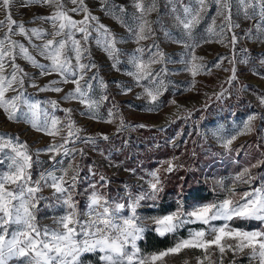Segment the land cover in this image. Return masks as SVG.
Instances as JSON below:
<instances>
[{"label":"rangeland","instance_id":"1","mask_svg":"<svg viewBox=\"0 0 264 264\" xmlns=\"http://www.w3.org/2000/svg\"><path fill=\"white\" fill-rule=\"evenodd\" d=\"M135 2L136 0H83L89 12L98 17L99 23L105 25L118 41V52L110 54L103 46V33L95 30L96 22L89 21L92 25L89 29L91 35L86 43L83 41V34L74 31V39L80 40L82 47L87 50L81 63L88 64L91 61L94 64V67L85 72L74 68L77 77L83 76L80 84L88 94V101L97 102L96 108L91 112L87 103H81L79 99H64L76 88L71 82V73L67 74V83L63 82L59 73L42 75L40 68L18 54V47L13 49L16 54L15 63L23 69L18 74L23 77V85L13 84L14 90L6 92V98L21 96V101L17 103L24 112L28 111V107L22 103L23 100L30 103L39 101L41 108L48 113L49 123L51 117L59 121V135L52 136L45 131H38L24 120H10L3 108H0V135L4 136L5 141L11 137L14 144L27 145L29 155L37 161L30 170L33 181L38 180L42 173L55 172L60 176L66 171L65 180L69 181V189L73 202L77 201V207L80 202L78 187L87 184V207L83 208L85 214L88 213L93 191L109 203H121L126 208L132 181L143 180L149 187V182H154L150 174L156 172L162 191L155 200H150L162 203L155 210L137 213L144 218L142 223L149 225L143 238L136 242L140 254L147 256L173 247L179 240L187 239L190 232L208 231V225L197 221L185 223L176 232L160 236L149 218L168 215L181 208L184 212H191L196 206L219 203L228 197L239 200L243 193L264 186V103H261L264 99V16L261 15L262 5L257 0H249L250 6L247 9L239 6L236 0H231L232 7L224 15L217 14L215 3H208L206 11L201 13L199 23L187 34L177 17L185 19V7L199 9L200 5L196 0H141L145 9L154 3L155 10L146 12L143 16L154 34L137 43L134 33L139 29L141 13L136 9ZM58 5H62L61 10L74 20L84 18L83 11H71L78 6L72 0H56L51 4L42 3L41 0H11L7 10L0 4V21H4L3 26H0V39L8 34L12 40L23 44L40 64L49 65L50 60L41 56L38 48L33 45L42 46L53 38V21L43 18L52 16ZM228 11L231 12L233 24L239 25L231 31L225 20ZM8 14L17 24L22 22L26 30H42V36L37 38L29 31V43L25 35L19 34L16 25L12 26V32L9 33L6 19ZM210 29H214L215 34ZM233 34L237 36L235 46L231 42ZM61 38L64 37H56L57 40ZM98 40L101 43H97ZM221 40L223 42H218ZM153 44L165 54L166 59L151 63V77L137 82L136 77L129 75L136 71L130 59L134 53L140 55L135 50L142 47L144 52L141 58L149 61L157 52V48L150 47ZM192 45H199L194 52ZM5 47H10L7 41ZM193 54L202 58L194 63L204 65L195 76L186 70L193 63ZM69 57L75 65L74 53L69 52ZM233 60L236 79L229 83ZM5 61V75L10 78L12 60L5 57ZM217 64L220 66L217 67ZM52 81L58 82L55 86L61 89L60 92L40 91V88ZM161 81V94L157 102H152L145 89L155 91ZM53 100L57 102L56 107L50 103ZM65 109L71 111L65 112ZM249 116L256 117L252 122L253 130L244 132V124ZM43 118L42 113L41 119ZM69 120L74 122L75 128L81 129L78 133L80 139L74 136L69 143L64 144L63 138L69 132ZM109 120L112 122H107ZM105 135L108 139L103 138ZM87 137L94 138L95 142H84ZM232 137L235 139L231 145L225 147V141ZM51 144L64 145L69 150L76 151H69L68 155H64L62 150L49 153L46 149ZM9 155H14L11 148H5L0 153V159L4 161L0 163V173L9 170ZM51 156H55L56 160L50 159ZM168 161L175 165L171 172L166 171ZM245 169L248 172L243 181L251 178V183L236 179ZM79 170L85 173L86 183H78ZM175 171L183 175L174 186L175 190L165 195L166 179ZM73 176L76 178L74 186L71 184ZM190 182L192 187L206 193L208 198L187 199ZM7 187L12 188L11 185ZM229 189H234V194ZM53 192V188L44 186L36 194L43 199L33 201L36 204V208L32 209L34 223L41 231L58 218L53 219L52 216H59L62 212L61 206L55 205V202L60 203L62 197L59 194L53 196ZM124 209L120 212L121 216L131 214H126ZM224 223L223 220L211 222L216 227ZM228 224L230 228L244 231H264V222L254 219H233ZM20 230V226L12 224L7 233L0 228V234L5 235L8 240L13 232ZM147 234L169 237L173 241L166 248L147 252L140 246ZM213 236L214 234H209L205 238L212 239ZM228 243L234 245L235 241L229 240ZM127 250L131 252V246ZM250 253L251 249L245 248L239 253L226 250L221 256L218 249L213 247L208 252L209 259L204 260L203 264H244L248 261L259 264V257L253 260ZM101 255L99 250L84 253L80 257V264H103ZM204 255L205 252L198 248L184 249L178 254L165 257L164 264H197V258H203ZM8 264H28V258L13 257Z\"/></svg>","mask_w":264,"mask_h":264},{"label":"snow or ice","instance_id":"2","mask_svg":"<svg viewBox=\"0 0 264 264\" xmlns=\"http://www.w3.org/2000/svg\"><path fill=\"white\" fill-rule=\"evenodd\" d=\"M10 2L11 0H0V4H2L5 10L9 8ZM41 2L51 4L55 3L56 0H41ZM72 2L78 6L71 9V11H83L84 18L80 21L74 20L67 12L61 10L62 5H58L57 10L52 16L43 18L53 21V38L47 40L42 46L33 45L34 48H38L41 56L50 60L51 63L49 65L40 64L23 44L12 40L8 34H5L4 39H0V108H3L8 113L10 120H24L38 131H45L48 135L52 136L59 135V129L57 128L59 121L55 117H51V123H49L48 113L41 108L39 101L30 103L27 100H23L22 103L28 107V111L24 112L19 109L17 103V101H21V96H13L11 99L6 98V92L14 90L12 89L13 84L23 85V77L18 75L23 72V69L15 63L16 54H14L13 49L18 47V54H22L33 66L40 68L42 75L59 73L63 78V82L67 83V74L71 73L73 76L71 82L76 85V88L65 96L64 99H79L81 103H87L89 112L96 108L97 102L88 101V94L82 90L80 84L83 76L77 77L74 68L85 72L94 67V64L91 61L88 64L81 63L82 56L87 50L82 47L80 40L74 39V31L82 33L83 41L86 43L91 35L89 29L92 25L89 21H94L96 22L95 30L98 33H103V46L105 50L110 54L118 52L116 48L118 41L115 36L105 25L99 23L98 17L89 12L83 0H72ZM257 2L261 3V15L264 16V0H257ZM196 3L200 5L199 9L193 10L185 7V19L177 17V21L182 25L187 34H190L193 27L199 23L201 13L206 11L208 3H215L217 5L218 15H224L225 11L230 10L232 7L231 0H196ZM236 3L245 9L250 6L249 0H236ZM135 7L141 13L139 29L134 33L135 40L139 43L154 34L149 22L143 20V16L146 12L155 10V6L153 3L151 7L145 9L141 0H136ZM121 11H123V6H121ZM245 16L247 17V11H245ZM6 19L8 21L9 33L12 32V26L16 25L19 29V34L25 35L29 39V43H31V38L28 37L29 31L37 38H40L43 34L42 30L36 28L26 30L23 23L17 24L10 14L6 16ZM225 20L227 21L229 31L239 27L238 24H233L230 11L225 16ZM3 24L4 21H0V26H3ZM129 31H132V29H129ZM210 31L215 34L214 29H210ZM56 37L64 38L57 40ZM5 41L8 42L10 47H5ZM175 42L181 43L182 41ZM231 42L233 46L237 43V36L235 34H233ZM97 43H101V41L98 40ZM198 46H191L193 52L195 47ZM150 47L157 48V52L153 54L149 61H144L141 58L144 52V48L142 47H138L135 50L140 55L134 53L130 59V63L136 71L129 73V75L136 77L137 82L142 78L151 77V63L163 62L166 59L165 54L159 50L157 45L153 44ZM69 52L74 53L75 65H73L69 57ZM5 57H9L12 60L10 78L5 75ZM191 59L193 63L186 70L191 71L192 75L195 76L204 68V65L194 63L197 59H202L196 57L194 54ZM186 63L189 62L186 61ZM231 63L233 67L229 83L236 79L235 61L233 60ZM115 66L114 64L113 67ZM216 66L219 67L220 65L217 64ZM24 75L27 74L25 73ZM57 83V81H52L50 84L40 88V91L51 90L60 92L61 89L55 86ZM162 84L163 82L161 81L155 91L145 89L152 102L158 101V97L161 94L159 89ZM128 90L130 91V89ZM50 103L53 107L57 106V102L54 100L50 101ZM261 103H264V99L261 100ZM70 111V109H65V112ZM42 113L43 119H41ZM111 115L110 111L109 116ZM93 118H95L94 113ZM255 119V116L248 117V120L244 124V132H251L253 130L252 122ZM107 122L111 123L112 121L109 120ZM121 125L123 126V121H121ZM67 127L69 128V132L63 138L64 144L69 143L70 138L74 136L80 139L78 133L81 129L75 128L74 122L69 120ZM103 138L108 139L106 135ZM234 139L235 137H232V139L225 141V147L231 145ZM84 142L94 143L95 140L92 137H87L84 138ZM5 148H11V152L14 155L7 157L11 161L8 165L9 170L0 173V228H3L4 232L7 233L9 225L15 224L20 226L21 230L13 232L11 239L8 240L5 239V235L0 234V264H8V261L13 257L28 258V264H80L82 254L93 253L97 250L102 253L100 260L103 264H164L165 257L178 254L184 249L196 248L205 252L203 258H197V264H203L204 260L209 259L208 252L213 247L218 249L221 256L226 253V250L239 253L248 248L251 249V259L254 260L259 257V264H264V231H244L230 228L228 224L233 219H254L264 222V186L255 188L251 192L243 193V196L239 200L228 197L219 203H207L196 206L191 212H184L181 208L168 215L149 218L152 225L155 226V232L160 236L176 232L185 223L197 221L208 225V231L190 232L187 239L179 240L173 247L158 253L142 256L136 242L143 238V234L149 225L142 223L144 218L137 214V208L140 206L142 200H155L157 194L162 191L161 181L156 172L150 174L154 182H149V192L142 193L136 196L135 199L131 196L129 197L127 207L130 209V215L126 217L120 215L121 210L125 208L124 204H111L104 197L93 191L90 196L87 213L91 219L82 221L79 219L70 189L65 187L69 183V181L65 180L66 171L64 175L60 176H57L55 172L42 173L38 180L33 181L30 170L37 161H34L33 157L29 155L27 145L14 144L11 137L5 141L4 136L0 135V153H3ZM61 150L64 155H68L69 151H76V149L69 150L64 145L55 144L49 145L46 149L49 153L60 152ZM50 159L55 161L56 157L51 156ZM3 162V159H0V163ZM167 164L166 171L171 172L175 165L172 161H168ZM247 172L248 170L245 169L236 179L245 183H251V178L248 181H243V177ZM75 179V176L71 178L72 186L75 184ZM101 179L103 180L104 178L101 177ZM8 185H11L12 188L9 189ZM44 186L54 189L53 196L59 194V197H63L62 203L67 207L68 211L65 215L54 220L58 228L51 229L45 226L43 231H41L34 223L35 217L32 209L36 208V204L33 203L34 200L43 199V197H38L36 194ZM228 191L234 194V189H229ZM66 193L67 195L65 196ZM216 220H223L225 223L220 227H216L211 224L212 221ZM209 234H214L212 239L205 238ZM229 240L235 241V244L228 243ZM129 245L132 249L131 252L127 250Z\"/></svg>","mask_w":264,"mask_h":264},{"label":"built area","instance_id":"3","mask_svg":"<svg viewBox=\"0 0 264 264\" xmlns=\"http://www.w3.org/2000/svg\"><path fill=\"white\" fill-rule=\"evenodd\" d=\"M78 177H77V179L78 180H80V181H78V183H80V182H83V183H86L87 182V180L85 179V177H86V175H85V173L82 171V170H79L78 171ZM65 187H70L69 186V184H66L65 185ZM87 187V184L86 185H83V186H80V187H78V190H79V197H80V202L78 203V207L76 206V210H77V212H78V214H79V219L80 220H83L84 221V219H89V218H91L88 214H85L84 212H83V208L85 207H87V204L85 203V201H86V198H87V196H86V194H85V188ZM132 190H131V192H130V196L133 198V199H135V197L136 196H138V195H140V194H142V193H147V192H149L150 191V188L146 185V183L143 181V180H139V181H135V180H133L132 181V188H131ZM161 202V201H160ZM159 201H158V203H156V201L155 202H153V201H151L150 199H145V200H142L141 202H140V206L137 208V213H139L140 211H142V210H151V209H157V207H160V206H158L159 205V203H160ZM77 203V201L75 200V204ZM162 203V202H161ZM86 204V205H85ZM125 210V212H126V214H128L129 212H130V209L129 208H125L124 209ZM127 210V211H126ZM85 212H86V210H85ZM128 216V215H127ZM45 222H47V221H44V223ZM47 226H49L51 229H56V228H58V225L57 224H54V223H51V224H49V225H47ZM81 239H83V237H81ZM130 246V245H129Z\"/></svg>","mask_w":264,"mask_h":264},{"label":"trees","instance_id":"4","mask_svg":"<svg viewBox=\"0 0 264 264\" xmlns=\"http://www.w3.org/2000/svg\"><path fill=\"white\" fill-rule=\"evenodd\" d=\"M181 175L183 174L179 171L178 172L175 171L169 174L168 178L166 179V183H165V191H164L165 195H168L175 190L174 186L179 183V177ZM186 196H187V199L190 198L194 200H198L197 198L199 197L200 199L208 198V195L206 193L204 194V192L198 191L197 187H192L191 182L189 183V190ZM170 205L173 206V204H170ZM172 241L173 240L170 239L169 237H159L157 235L155 236L152 234H147V236L143 240V243L141 242L140 246L145 251L152 252V251H157V250L168 247L169 245H171Z\"/></svg>","mask_w":264,"mask_h":264},{"label":"crops","instance_id":"5","mask_svg":"<svg viewBox=\"0 0 264 264\" xmlns=\"http://www.w3.org/2000/svg\"><path fill=\"white\" fill-rule=\"evenodd\" d=\"M62 199H63V197H62ZM62 199H61L60 203L59 202H55V205L61 206L60 209L62 210V212L59 213V216H52L53 219H54V217H58L59 218V217L65 215L66 212L68 211L67 207L65 205H63V203H62Z\"/></svg>","mask_w":264,"mask_h":264},{"label":"bare ground","instance_id":"6","mask_svg":"<svg viewBox=\"0 0 264 264\" xmlns=\"http://www.w3.org/2000/svg\"><path fill=\"white\" fill-rule=\"evenodd\" d=\"M170 122V121H169ZM244 264H251V262L250 261H248V262H246V263H244Z\"/></svg>","mask_w":264,"mask_h":264}]
</instances>
